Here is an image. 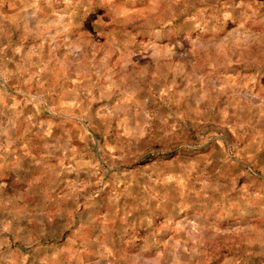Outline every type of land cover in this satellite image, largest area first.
<instances>
[{
    "label": "clouds",
    "instance_id": "clouds-1",
    "mask_svg": "<svg viewBox=\"0 0 264 264\" xmlns=\"http://www.w3.org/2000/svg\"><path fill=\"white\" fill-rule=\"evenodd\" d=\"M0 264H264V0H0Z\"/></svg>",
    "mask_w": 264,
    "mask_h": 264
}]
</instances>
